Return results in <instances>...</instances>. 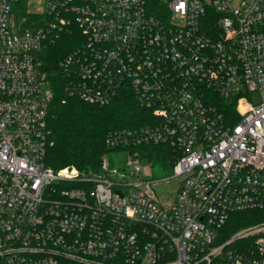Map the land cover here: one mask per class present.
Returning a JSON list of instances; mask_svg holds the SVG:
<instances>
[{
	"label": "built area",
	"instance_id": "obj_1",
	"mask_svg": "<svg viewBox=\"0 0 264 264\" xmlns=\"http://www.w3.org/2000/svg\"><path fill=\"white\" fill-rule=\"evenodd\" d=\"M25 1L0 0V264H264V222L219 237L230 214L264 210V0H43L35 26ZM66 23L85 37L60 62L66 93L106 105L127 89L151 113L105 140L127 170L106 155L91 178L44 165L40 54ZM144 144L175 152L168 202L140 165Z\"/></svg>",
	"mask_w": 264,
	"mask_h": 264
},
{
	"label": "trees",
	"instance_id": "obj_2",
	"mask_svg": "<svg viewBox=\"0 0 264 264\" xmlns=\"http://www.w3.org/2000/svg\"><path fill=\"white\" fill-rule=\"evenodd\" d=\"M28 25H39L42 16L25 14ZM211 22L209 26H211ZM85 37L73 23H66L48 36L43 43L40 54L42 71L51 92L48 110L47 128L53 145L47 150L44 165L54 171L63 168H75L79 177H93L100 173L102 158L112 156L119 149H109L105 140L110 133L122 130H133L152 123L149 109L136 101L133 94L120 90L112 101L106 105H93L79 100L66 93L67 76L60 67V62L72 51L84 44ZM215 105L225 116L236 123L237 115L233 106L223 102L213 91ZM135 151L145 157L151 166L171 170L175 152L167 145L144 144ZM111 159V158H110ZM71 186L78 187L80 183ZM264 222V210H247L235 212L219 230L220 240L226 241L237 230ZM235 247L250 244L249 241H237Z\"/></svg>",
	"mask_w": 264,
	"mask_h": 264
},
{
	"label": "rangeland",
	"instance_id": "obj_3",
	"mask_svg": "<svg viewBox=\"0 0 264 264\" xmlns=\"http://www.w3.org/2000/svg\"><path fill=\"white\" fill-rule=\"evenodd\" d=\"M20 10L23 12L26 10L29 13H40L45 10V5L43 0H26L22 5L20 6ZM111 159L114 160V164L117 167H124L126 170L130 168L129 162L131 161L125 152H120L116 154L115 156H110ZM142 168L145 170L149 167L151 169V176L148 177L149 179L153 181H157L155 186H153V191L156 199H158L160 202L165 203L170 200H172L175 197V192L178 187L179 179L177 178H171V170L166 171L165 169H162L161 167L157 166H151V164H148L147 161L142 160L139 161ZM69 170H75V168H69L66 167ZM65 169V168H63ZM167 182H159L160 180L168 179ZM259 224V223H258ZM256 225V224H255Z\"/></svg>",
	"mask_w": 264,
	"mask_h": 264
}]
</instances>
